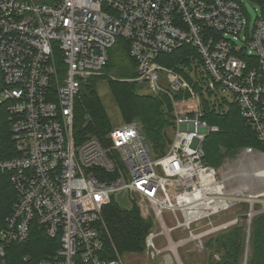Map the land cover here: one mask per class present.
I'll return each mask as SVG.
<instances>
[{
	"label": "built area",
	"instance_id": "1",
	"mask_svg": "<svg viewBox=\"0 0 264 264\" xmlns=\"http://www.w3.org/2000/svg\"><path fill=\"white\" fill-rule=\"evenodd\" d=\"M120 38L135 65L131 81L170 104L171 143L160 157L139 120L114 126L103 140L75 138L82 86L105 76ZM182 49L179 61L168 59ZM0 79L16 153L0 162L16 193L0 230V264H32L27 256L12 261L10 252L38 229L58 243L38 264H124L119 255L106 256L104 238V209L121 206L117 194L131 205L138 200L141 216L159 228L146 237L148 257L182 264L179 248L193 241L204 250L208 236L239 224L240 218L192 230L250 201L244 198L250 183L229 198L228 181L251 176L254 186L264 187V151L236 153L240 163L250 161V173H223L230 158L220 168L205 163L204 142L219 131L204 120L207 112L223 115L236 106L264 146V17L249 0H0ZM257 203L262 208L252 204L243 218L249 229L264 214V202ZM168 215L182 216L175 228L188 229V238L172 239Z\"/></svg>",
	"mask_w": 264,
	"mask_h": 264
},
{
	"label": "trees",
	"instance_id": "2",
	"mask_svg": "<svg viewBox=\"0 0 264 264\" xmlns=\"http://www.w3.org/2000/svg\"><path fill=\"white\" fill-rule=\"evenodd\" d=\"M257 6L264 17V0H249ZM185 49L176 51L170 58L179 61ZM166 60V59H165ZM169 63V65L174 64ZM105 77H91L82 86L75 103L74 135L77 141L89 138L103 140L114 128L109 113L102 102L97 84L106 80L109 91L119 111L128 122L139 120L144 134L157 155H163L168 149V137L171 134L172 113L170 104L162 96L140 95L138 84L131 81L135 75V65L129 55L126 40L120 38L109 52V63ZM2 81L0 79V89ZM210 125L219 131L211 133L204 142L205 163L220 168L227 158L234 157L245 147H254L264 151V146L241 117L236 106H231L226 114L207 112L204 115ZM16 155L10 133L7 113L0 105V162ZM16 193L11 183L10 174L0 171V230L5 218L12 210ZM248 211L244 214H247ZM240 218L243 220L245 216ZM106 229L104 238L109 259L125 254H140L145 251V240L152 230V218L144 219L137 205L123 208L112 202L104 209ZM38 229V228H37ZM249 242L247 264H264V214L253 218L249 237L246 226L238 224L225 232H220L205 242L210 251L207 264H243L246 244ZM58 243L48 239L40 229L34 231L31 240L23 245H14L10 258L16 262L24 256L32 264H38L48 257ZM218 255L219 260L214 256Z\"/></svg>",
	"mask_w": 264,
	"mask_h": 264
},
{
	"label": "rangeland",
	"instance_id": "3",
	"mask_svg": "<svg viewBox=\"0 0 264 264\" xmlns=\"http://www.w3.org/2000/svg\"><path fill=\"white\" fill-rule=\"evenodd\" d=\"M254 6L253 5H249L248 6V12L250 15V18H252V20H254L256 18V12L254 10ZM110 52V51H109ZM107 74V73H105ZM106 76V75H105ZM103 76V77H105ZM138 84V88H137V93L140 95H150V91L149 89L146 87V85L141 84V83H137ZM98 87V91L99 94L102 98V102L104 104V106L106 107L111 122L114 126H121L125 123H128L127 119H125V117H123V115L121 114V112L119 111L118 107L116 106V103L113 99V97L110 94L109 91V87H108V83L106 80H101L98 82L97 84ZM153 95V94H151ZM151 151L154 157H160L161 155H157L152 147H151ZM229 165H226L225 167H222V172L224 173L227 170H231L234 173H239V172H247L250 173L252 166L250 161L249 162H244V163H240V161L237 159V157H231L229 159ZM250 177V178H249ZM254 179L251 178V176H248L246 178H243L242 180L237 179V180H231L228 181L226 184V190L227 193L231 194L227 197H233L232 196V192L236 189V187H239L241 185H245L250 183V190L248 192L245 193L244 198L246 199H250L249 202H241L238 205L226 210V211H221L218 214H215L214 216H211L210 218H206L203 221H201L200 225H193L192 226V230L194 233H200L206 229H208V227L210 226L209 224L212 223L213 226L217 227L218 225L228 222L230 220L233 219H239L240 216L244 213H246L247 211L250 212L251 206L252 204L254 205V209H260V207L262 208V204L261 203H257V201L261 200L264 202V197L263 198H259L257 199L256 196L258 194H263L264 193V187H258V186H254ZM114 201H116V199L120 202L121 206L123 208H129L131 207V202L130 200L126 197L123 196L121 194H117L116 196H113ZM138 200L133 199V205H137ZM246 215V214H244ZM179 221L177 220V218L172 217L170 215H168L166 217V221H167V226L168 228L171 230V237L174 241H178L180 239H186L189 237V230L185 229V228H175L178 225V222H184V219L182 218L181 215L178 216ZM241 219V218H240ZM249 222H247L246 220H240L239 224H243L246 226V232L247 234L250 232L249 229ZM156 225H153V229L156 232H160L159 228H157L156 230ZM218 233L212 234L210 236H208L204 243L207 242L209 240L210 237L215 236ZM162 244V243H161ZM179 252V257H180V262L182 264H207L208 263V256L210 255V251H208V249L205 247L204 250H200L199 248H197L195 246V243L192 241L186 245H184L183 247L179 248L178 250ZM246 252H248L249 255V242H247L246 244ZM248 258V257H247ZM246 258V253H245V259ZM122 261L124 264H160V260H155L152 261L148 255L143 252L140 254H125L122 255ZM244 259V262H245Z\"/></svg>",
	"mask_w": 264,
	"mask_h": 264
},
{
	"label": "water",
	"instance_id": "4",
	"mask_svg": "<svg viewBox=\"0 0 264 264\" xmlns=\"http://www.w3.org/2000/svg\"><path fill=\"white\" fill-rule=\"evenodd\" d=\"M170 143H171V139L168 137V144H170ZM243 218L246 219L247 216H244Z\"/></svg>",
	"mask_w": 264,
	"mask_h": 264
},
{
	"label": "bare ground",
	"instance_id": "5",
	"mask_svg": "<svg viewBox=\"0 0 264 264\" xmlns=\"http://www.w3.org/2000/svg\"><path fill=\"white\" fill-rule=\"evenodd\" d=\"M263 175H264V170H263ZM248 257V252H246V258Z\"/></svg>",
	"mask_w": 264,
	"mask_h": 264
}]
</instances>
